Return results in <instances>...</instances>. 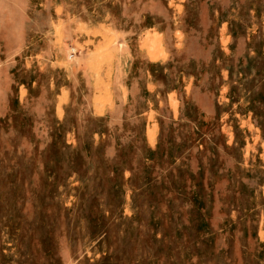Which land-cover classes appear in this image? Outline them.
I'll use <instances>...</instances> for the list:
<instances>
[{
    "label": "rangeland",
    "instance_id": "1",
    "mask_svg": "<svg viewBox=\"0 0 264 264\" xmlns=\"http://www.w3.org/2000/svg\"><path fill=\"white\" fill-rule=\"evenodd\" d=\"M0 264H264V0H0Z\"/></svg>",
    "mask_w": 264,
    "mask_h": 264
}]
</instances>
